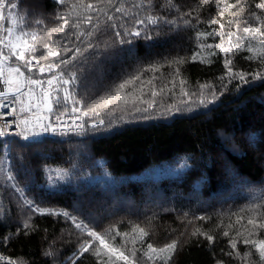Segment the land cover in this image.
Wrapping results in <instances>:
<instances>
[{"label":"trees","instance_id":"1","mask_svg":"<svg viewBox=\"0 0 264 264\" xmlns=\"http://www.w3.org/2000/svg\"><path fill=\"white\" fill-rule=\"evenodd\" d=\"M17 1L49 28L61 23L55 17L64 15L75 2L68 0L61 5L57 0ZM137 2L123 0L126 7ZM163 2L154 0V4ZM201 2L174 0L180 12L154 8V14L176 23L140 26L149 39L142 33L131 44H116L107 50L104 42L110 43L115 36L112 29L105 27V17L101 15L98 41L93 38L101 45L96 50L99 55H93L90 49L85 53L87 60L78 57L65 70H75L79 77L73 96L80 101V108H86L92 99L124 79L140 75L148 88L145 99L151 98L153 85H159L157 90L164 89L151 109L137 112L129 106L127 110L101 113L98 118L82 117L76 123L85 124L82 132L75 127L63 130L65 134L57 129L50 136L29 141L20 137L0 141V158L5 154L8 159L6 173L0 170V251L17 264H71L80 242L87 236L63 216L32 212L16 187L5 182L8 171L37 205L64 207L99 233L107 229L130 233L115 241L118 247L127 241L124 250L129 256L131 240L137 236L131 231L133 226L144 228L149 235L143 244L136 245L139 264H153L142 255L148 242L161 247L177 238L180 243L168 264H215L217 256L233 251L229 241L238 240L237 231H229L236 225L233 219L241 218L243 210L253 205H261L255 211L260 216L264 213V62L247 58L253 54L246 49L234 51L229 73L224 53L201 47L220 42L219 37H198V33L219 27L210 28L205 23L220 10L215 0L197 9ZM258 2L241 0L238 7L247 5L243 13L247 16L250 10L260 11L254 9ZM193 9L197 11L192 16L181 15ZM134 11L139 12L140 18L146 15L142 10ZM109 14L121 16L111 10ZM230 18L226 13L225 21ZM87 27L90 26L85 30ZM54 38L62 40L57 34ZM212 51L216 54L210 55ZM109 55L110 60L106 59ZM193 55H197L195 61L191 59ZM95 73L99 77L94 84ZM237 74H244L245 80L241 81ZM149 80L153 85L147 84ZM201 85L208 87L202 89ZM182 87L188 95L181 93ZM50 114L56 119L60 106ZM73 115L80 117L81 113ZM99 119L104 124L91 127L93 120ZM50 123L54 125L56 120ZM180 157L186 164L180 176L130 178ZM54 168L61 170V178L51 183L47 171ZM26 220L34 228L28 230V235L23 229ZM196 228L212 235L213 241L199 234L192 236ZM225 231L229 236L223 235ZM253 238L264 239V231ZM237 250L241 256L246 251L250 256L244 261L233 255L230 259L234 264H264L251 246L237 245ZM46 251H54L55 255L46 256ZM77 264L97 261L89 252L80 256Z\"/></svg>","mask_w":264,"mask_h":264},{"label":"snow or ice","instance_id":"2","mask_svg":"<svg viewBox=\"0 0 264 264\" xmlns=\"http://www.w3.org/2000/svg\"><path fill=\"white\" fill-rule=\"evenodd\" d=\"M61 5H64L68 0H57ZM210 3V0H202L201 4L197 6L202 8L205 4ZM215 3L219 7V11L216 16L205 21L211 28L212 25H218L217 29L206 33H198V37H219L220 42L217 44H205L201 45L207 49H219L225 55L224 64L228 68V72L231 73L232 69L229 65L232 64L231 56L235 52L245 50L248 53H252L251 58L260 59L264 62V0L254 4L255 10L248 11L247 16H244L247 5L240 6L241 0H236L235 3H229V0H215ZM17 8V4L13 0H0V78H3V83L7 86V90H0V108L5 109L4 112H0V137L10 135L7 131L13 126L19 129L14 135L23 138L25 141H29L30 138L39 137L42 133H56L57 128L52 123H44L43 121L48 119V116H42L41 112L46 111L52 113L54 108L60 106V114L56 117L60 120V117L68 114V109L61 106V99L64 105L69 101L72 102L73 107L71 113H81L80 117H96L98 118L101 113L116 112L118 110H127L129 106L135 111H148L155 103V98L163 92V88L157 90L153 85L152 80L147 82L148 85H153L150 90V99H145L146 93L143 88L145 87L144 82L141 80L140 75H134L130 78L124 79L118 83L114 88L100 95L98 98L91 100V103L86 108L77 107L80 103L73 96L74 86L77 84L79 79L75 70H69V65L73 64L78 57L87 60L85 53L89 50H93V55H99L96 51L100 48V43L97 32L100 31V16L105 17V27L110 28L114 32L115 39L110 43L104 42V48L107 50L116 44L125 45L131 44L133 39L140 38L142 33H145V29L140 27L144 25H160L168 24L173 25L176 23L174 19H169L167 16L154 14V8H166L168 10H175L180 12V9L174 3V0H164L163 3L154 4V0H139L137 3H133L130 7H126L123 0H75L74 3L69 5L68 11L64 15H58L55 20L61 23H56L52 27H44L25 32L22 29L17 31L19 22L22 18L17 17L13 10ZM135 10H142L146 13L143 18H140L139 12ZM197 9H193L192 12L182 13V16H192L193 12ZM114 11L115 13L121 14L118 18L109 12ZM5 13H7L5 15ZM228 13L231 17L225 21V14ZM75 19H72V17ZM117 19L124 20L123 23H113ZM95 21V22H94ZM224 21V22H222ZM190 21H185L189 23ZM37 24H44L43 20H37ZM132 24V27L128 25ZM86 26L87 29L85 30ZM71 29V31L69 30ZM43 33V35H40ZM54 34L62 37V40L54 38ZM47 38V39H45ZM93 38H96L94 41ZM145 39L150 37L145 33ZM77 42H79L77 44ZM227 44V46H225ZM71 45V46H69ZM83 45V47H81ZM5 49L7 52H5ZM39 53V55H37ZM71 53V55H68ZM215 55V51L209 53ZM22 62L23 67L27 71H32L36 68L39 73L45 72L54 73L48 80V88H43V81L39 79H32L31 77H25L20 67H8L5 69V65L9 64L12 59ZM192 61L197 59V55L191 57ZM45 61L46 63H41ZM35 62V63H34ZM182 62V61H181ZM63 66V68H62ZM73 67H75L73 65ZM158 70V69H156ZM7 71V75H5ZM241 81L245 80L244 74H237ZM67 76V78H65ZM259 76V74H257ZM233 78H236L235 76ZM139 82V89H137V83ZM184 82L181 81V84ZM28 85L41 86V95L35 96L31 88L28 89L27 93H23L21 89ZM55 85V87H54ZM173 82V87H174ZM166 87V86H165ZM208 87V85H201V88ZM63 91V97L61 98L60 92ZM136 91L140 92V95H136ZM52 92H55V97L52 96ZM183 95H188L181 88ZM19 94V95H18ZM27 95L28 102L25 103L21 96ZM9 96L13 99L10 103L19 104V108L12 107L9 110V105L4 101L9 100ZM215 96V93H213ZM35 100V103H33ZM202 104L203 100L200 101ZM138 104H146L147 107L141 109ZM35 107L36 111L32 112V108ZM18 112H32L31 117L25 116L21 119H16ZM11 118V119H9ZM86 123V121H85ZM73 124H76V120H73ZM103 119H99L98 122L93 120L91 127L96 128L103 125ZM79 131H83L85 124L80 123L76 125ZM41 129V131H37ZM71 130V129H69ZM60 134H65L61 130ZM8 180H14L15 177L11 171L7 173ZM16 191L23 194L22 189L16 188ZM30 207L32 212H38L41 215H56L63 216L70 220L76 229H79L81 233L87 236L80 242L78 253L74 254L71 258V264H77V260L84 253H89L96 258L97 264H117V261H123L124 264H139L137 257V243L143 244L145 238L148 237L149 233L139 225H135L132 228V233H137V236L131 240L133 245L130 250V256L125 254L124 243L119 247L115 241L117 237L126 238L130 233H121L116 229H107L104 233H99L96 230L90 228L87 224L78 220L77 217L72 216L69 212H56L52 209H45L36 206L32 201H25ZM261 207V205H253L252 210ZM264 216V213H261ZM31 219V217H29ZM197 219L203 220L205 217H197ZM242 219L238 217V220ZM191 223V221H189ZM247 224L252 226L251 231L248 232V236L242 241L244 245L251 246L259 254V259L264 262V239L249 238L259 235L261 231H264V219H257L256 217L249 218ZM24 235H28V230H34L33 226L30 225L28 220L23 224ZM197 234L203 235L210 242L213 241V236L202 232L199 228L192 231L191 235L196 236ZM183 235V233H181ZM224 236H229V232L225 231ZM242 232H237L236 236H242ZM7 239V238H6ZM180 243L179 238L171 240L170 243H166L161 247L154 246L153 243L148 242L146 245L147 250L142 251V255L147 261L154 262L160 261L161 264H168L171 260L172 255L176 252ZM237 239H231L229 244L232 252H228L227 255L232 257L233 255L239 257L241 260L247 261L250 256L248 251L243 253V256L237 250ZM98 245V246H97ZM46 256L55 255L54 251H46ZM0 262L2 264H17L16 260L9 257L0 255ZM217 264H224L223 261H218Z\"/></svg>","mask_w":264,"mask_h":264},{"label":"rangeland","instance_id":"3","mask_svg":"<svg viewBox=\"0 0 264 264\" xmlns=\"http://www.w3.org/2000/svg\"><path fill=\"white\" fill-rule=\"evenodd\" d=\"M13 2H15L17 4V8L14 11V13L16 14L17 17L22 18L19 22V26L17 27V31H20L21 29L25 32H30V31H34V30H38L42 27H44L42 24H37L36 21L38 19L34 18L32 16V13L29 12L27 9L22 8L19 4L17 0H13ZM7 13H5L6 15ZM40 35H43V33H41ZM47 39V38H45ZM5 52H7V50L5 49ZM112 58V56H108L106 57V59ZM42 62V61H41ZM7 66L10 67H20V69H22V71L24 72V76L25 77H31L32 79H39L41 81H43V88L47 89L48 85H47V80L53 75L52 73L49 72H45L43 74L39 73V71L35 68L32 71H27L24 67L22 62L15 60L14 58L11 60V62L9 64H6ZM28 74V75H27ZM52 74V75H51ZM5 75H7V71L5 72ZM99 77L98 73L94 74V84L95 82H97ZM162 83V79L161 76L159 77V84ZM137 89H139V82L137 83ZM156 89H158L159 85H154ZM55 87V85H54ZM31 88L33 91V94L35 96H40L41 95V86L38 85H28L25 84V86L22 88V92L23 93H27L28 89ZM148 90L147 86L143 88L144 93H146V91ZM136 95H140L139 91H136L135 93ZM19 95V94H18ZM56 93L52 92V96L55 97ZM60 96L61 98L63 97V91L61 90L60 92ZM21 99H23L25 101V103L28 102V96L24 95L21 96ZM33 103H35V100H33ZM69 105H71V107H69ZM61 106L62 107H66L67 109H71L73 107V104L71 101H69L66 105H64L63 100L61 99ZM77 107L79 106L76 105ZM36 109L35 107L32 108V112H35ZM32 112H24L23 113V117L25 116H29V113ZM73 116V114H68L67 116H61L60 120L55 119L53 116H51L50 114V119H49V115H48V119L47 121H55L56 123L53 125L54 127H56L57 129L60 130H69L72 129L74 127V125L71 124V121L73 118H71ZM54 118V119H53ZM77 120V119H76ZM79 120V119H78ZM18 137V136H17ZM41 137V136H39ZM38 137V138H39ZM21 138V137H20ZM3 145V142H2ZM5 147V146H3ZM1 163L0 164V170L5 172L7 171V166H8V159L6 157L5 154H3L1 156ZM186 167V164L183 162L182 157L175 159L173 161H168L162 164H157L154 166H151L150 168L144 170L143 172H141L138 175H132L130 178L134 179L135 177L137 178H160V177H172V176H180L182 173V170ZM61 170L58 168H54V169H50L47 171V177L49 179V181L51 183H55L57 180H59L61 178V174H60ZM106 178H110L109 176L104 175ZM6 183H9L11 185H14L16 188H20L23 191V194L21 195V193L19 192V194L21 195V197L23 198L24 201H32L26 194L24 189L22 188V186L17 182L16 179L14 180H8V178L6 177ZM151 197L148 196L147 199H150ZM33 202V201H32ZM197 202V201H196ZM34 203V202H33ZM198 203V202H197ZM27 204V203H26ZM36 206L40 207V208H45V209H52L56 212H62V211H67L69 212L72 216L77 217L78 220L82 221L83 223L87 224L90 228L94 229L91 224L85 222L84 220L80 219L76 214L72 213L71 211L65 209L64 207H43V206H39L36 203H34ZM199 204V203H198ZM28 205V204H27ZM257 210V208L255 210H252V207L248 208V209H244L243 210V214L241 216L242 219L239 220H235L238 218L233 219V221H237L236 225L230 227L229 231H237V232H242L243 233V237H238V240L242 241L245 237L248 236V232L251 231L252 226L247 224V220L249 218L252 217H256L257 219H261L262 217L256 213L255 211ZM72 223V222H71ZM234 227V228H233ZM95 230V229H94ZM232 235V232H231ZM254 237V236H253ZM253 237H249V238H253ZM238 241L237 245H244L242 242ZM248 247V246H246ZM127 255V254H126ZM131 259V257H130ZM218 261H223L224 264H234L232 262V260L230 259V256L227 255V252H223L222 254H220V256L216 257L215 260V264H217Z\"/></svg>","mask_w":264,"mask_h":264},{"label":"built area","instance_id":"4","mask_svg":"<svg viewBox=\"0 0 264 264\" xmlns=\"http://www.w3.org/2000/svg\"><path fill=\"white\" fill-rule=\"evenodd\" d=\"M0 90H7V86L3 83V78H0ZM12 99H13V98H12L11 96H9V100H8V101H4V103H6V104L9 105V110H10L12 107H16V108H17L16 104L10 103V101H12ZM17 109H18V108H17ZM4 111H5V109L0 108V112H4ZM42 116H43V115H42ZM21 118H22V116H21V114L18 112L16 119H21ZM9 119H11V118H9ZM0 123H3V120H0ZM7 131L10 133V135L5 136V137H0V140L6 139V138L11 137V136H16V135H14V133H15V132H18L19 129H17V128H15V127L13 126L12 128H9ZM37 131H41V129H37ZM0 255H3V256H5V257H9V258H11L9 255H7L6 253H4V252H2V251H0ZM11 259H12V258H11ZM0 264H2V262H0Z\"/></svg>","mask_w":264,"mask_h":264},{"label":"crops","instance_id":"5","mask_svg":"<svg viewBox=\"0 0 264 264\" xmlns=\"http://www.w3.org/2000/svg\"><path fill=\"white\" fill-rule=\"evenodd\" d=\"M36 109V108H35Z\"/></svg>","mask_w":264,"mask_h":264}]
</instances>
